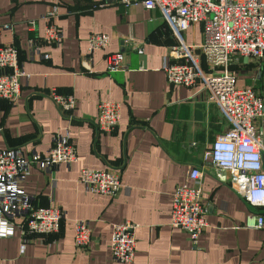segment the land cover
I'll return each instance as SVG.
<instances>
[{
	"label": "crops",
	"instance_id": "obj_1",
	"mask_svg": "<svg viewBox=\"0 0 264 264\" xmlns=\"http://www.w3.org/2000/svg\"><path fill=\"white\" fill-rule=\"evenodd\" d=\"M131 1L0 0V26H11L0 31V44L19 49L24 71L20 96L12 102L0 99V149L19 148L24 156L45 154L54 135L65 131L76 148L72 164L44 171L32 165L23 183L34 206L49 204L62 211L59 231L26 243L22 252L16 230L10 237L0 236V264H119L111 257L110 236L112 225L123 220L137 226L129 264H264V231L246 226L248 215H264V209L249 205L220 182L205 156L227 129L225 117L208 101L201 82L195 87L171 85L162 67L170 47L182 40L205 69L198 47L202 24H191L178 38L157 8ZM53 5L56 18L43 19ZM30 20H36L34 30ZM51 21L61 30L58 44L42 39ZM92 33L108 34L109 45L89 51ZM129 37L142 53L125 42ZM32 38L38 39V53ZM112 52L123 54V67L107 72L106 56ZM234 66L236 86L250 85L246 82L254 77L239 76ZM263 82L255 88H263ZM52 89L75 98L67 114L51 99ZM102 101L119 104V122L110 132L97 126ZM194 166L203 172L208 223L195 244L170 225L172 193L191 183L187 172ZM83 168L118 171L117 193L87 192L78 181ZM77 220H87L91 227L85 249L74 246Z\"/></svg>",
	"mask_w": 264,
	"mask_h": 264
},
{
	"label": "built area",
	"instance_id": "obj_2",
	"mask_svg": "<svg viewBox=\"0 0 264 264\" xmlns=\"http://www.w3.org/2000/svg\"><path fill=\"white\" fill-rule=\"evenodd\" d=\"M144 6L157 8L171 32L180 38L191 24H202V43L198 46L205 69L199 65L192 46L179 40L163 58L162 67L171 85L195 87L198 82L208 92V101L215 103L228 126L218 134L205 156L210 158L216 178L228 183L249 205L264 209V89L253 85L237 87V75L231 66L241 58H255L264 65V0H133ZM57 16L53 5L43 16L51 20ZM34 30L36 20H30ZM10 25L0 26V31ZM42 39L58 44L61 30L52 21L44 28ZM89 51L105 49L110 42L106 33L89 36ZM132 49H143L132 37L125 40ZM33 51L38 53V39L32 38ZM47 58V55L42 54ZM183 59V61H179ZM123 67V54L112 52L106 56V71L115 72ZM260 67V66H259ZM24 75L19 61V49L13 44H0V99L15 101L21 94L20 78ZM264 87V82H263ZM50 97L63 113L75 106L72 95H61L54 89ZM119 104L102 101L97 108V126L110 132L119 122ZM76 160V148L68 132H57L45 154L37 152L24 156L19 148L0 149V236L10 237L16 230L20 235V250L37 237L59 231L62 211L54 206H34L33 197L23 183L32 165L41 171L58 164L70 165ZM203 172L191 167L187 172L190 184L177 186L172 193L170 225L184 231L195 244L207 227L203 205L201 178ZM78 181L93 194L114 196L120 188L118 171L113 169L83 168ZM246 226L264 231V215L250 214ZM129 220L112 225L110 250L112 259L129 264L135 253V228ZM91 240L87 220L74 222L73 242L76 249H85Z\"/></svg>",
	"mask_w": 264,
	"mask_h": 264
},
{
	"label": "rangeland",
	"instance_id": "obj_3",
	"mask_svg": "<svg viewBox=\"0 0 264 264\" xmlns=\"http://www.w3.org/2000/svg\"><path fill=\"white\" fill-rule=\"evenodd\" d=\"M259 61L255 58H244L241 59L240 62L234 64V67H239V76L245 78V76L251 77L253 76V79H250L251 81H247L246 83H250L253 86H256L255 83L258 81L261 83L262 80H264V65H259ZM238 64V65H237ZM260 66V67H259ZM260 72H262L260 74ZM258 74L259 79L256 78V75ZM258 79V80H257ZM264 87L259 88V91H263Z\"/></svg>",
	"mask_w": 264,
	"mask_h": 264
},
{
	"label": "trees",
	"instance_id": "obj_4",
	"mask_svg": "<svg viewBox=\"0 0 264 264\" xmlns=\"http://www.w3.org/2000/svg\"><path fill=\"white\" fill-rule=\"evenodd\" d=\"M262 72H260V74H261Z\"/></svg>",
	"mask_w": 264,
	"mask_h": 264
}]
</instances>
